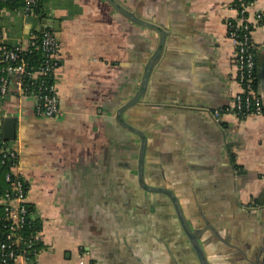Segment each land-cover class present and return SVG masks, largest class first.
Instances as JSON below:
<instances>
[{
	"label": "crops",
	"instance_id": "obj_1",
	"mask_svg": "<svg viewBox=\"0 0 264 264\" xmlns=\"http://www.w3.org/2000/svg\"><path fill=\"white\" fill-rule=\"evenodd\" d=\"M117 1L165 31L143 96L122 112L146 137L143 179L182 188L193 201L195 192H214L210 203L220 199L229 214L232 208L225 219L262 232L264 26H255L251 35L262 113L215 119L212 111L231 104L240 92L227 32V23L237 17L233 0ZM40 2V20L0 14L9 44L27 45L32 29L48 27L61 50L54 79L59 116L37 115L32 99L8 95L1 101L6 117L0 134L3 119L13 118L15 139L9 145L18 154L26 202L41 222L34 261L18 264H161L158 251H142L135 235L130 239L122 231L130 220L117 212L128 213L129 204L110 203L111 192L120 194L122 186L127 192L129 181L138 189L140 138L118 124L115 114L139 88L159 33L106 0ZM263 8L264 0H253L249 19ZM169 249L163 260L175 264Z\"/></svg>",
	"mask_w": 264,
	"mask_h": 264
},
{
	"label": "built area",
	"instance_id": "obj_2",
	"mask_svg": "<svg viewBox=\"0 0 264 264\" xmlns=\"http://www.w3.org/2000/svg\"><path fill=\"white\" fill-rule=\"evenodd\" d=\"M235 1L241 4L239 8L234 7L237 10V17L227 23V32L235 47L234 61L240 92L234 96L231 104L212 111L215 119L224 115L246 117L262 113L261 99L255 89L256 50L251 35L255 26H264V8L256 11L251 21L248 15L251 3L244 5L243 0ZM40 3V0H22V7L13 10L0 9V14L10 13L24 18L32 16L40 20L42 18L39 12ZM34 51H39L42 57L38 66L29 64L26 57ZM60 53L59 42L48 27L38 31L32 29L28 34L27 45H23L21 40L9 44L4 31L0 28V121L6 117L1 101L8 95L32 99L35 113L39 116L60 115L59 94L54 80L60 65ZM7 160L9 168L5 174V181L8 182V187L0 196V205L4 212V227L8 232L0 242V249L3 264H8L9 261L18 264L19 261L28 262L25 250L31 248L35 241H39V232L26 239L18 234V230L31 223L35 215L25 207L26 189L18 169V154L1 135L0 164ZM83 263L80 260V264Z\"/></svg>",
	"mask_w": 264,
	"mask_h": 264
},
{
	"label": "flooded vegetation",
	"instance_id": "obj_3",
	"mask_svg": "<svg viewBox=\"0 0 264 264\" xmlns=\"http://www.w3.org/2000/svg\"><path fill=\"white\" fill-rule=\"evenodd\" d=\"M138 162L139 161L137 160V165L135 167L137 170L138 188L141 191L149 192L141 186V181L139 180L138 175ZM153 178L158 179L159 177ZM143 183L147 186L168 188V186L159 183L158 181L150 182L143 179ZM172 191L178 196L182 213L190 228L195 232L208 264H264V230L259 232V230H255L250 226H241V228L236 226L232 229L228 228V222L230 223V221L225 219V216L214 215L217 212L214 210L217 208L221 209L223 203H208L209 201H212V197L216 195L214 192H195L193 195L195 201H193L191 198V192H182L183 195H187L184 199V197L181 196L180 191ZM114 193L116 198L120 195L113 190L111 196H114ZM126 193H128V191ZM150 193L157 196L156 198L163 195L168 200V203H166L167 205H165V207L168 206V213L163 214L162 216L170 220V232L165 234V238H169L170 236V240L168 242L167 239L161 240L165 241L167 244L169 243V250L176 255L175 264H180V261L182 260L180 256L182 253L187 261H193L196 264H200L195 251L189 243L188 237L184 234L181 228V224L171 199L163 192ZM157 201L159 200L157 199ZM212 228H214L217 233L213 232ZM177 237H181L178 243L181 244L182 247L179 249H176L174 246L176 245ZM164 249H167V247ZM180 250L182 253L179 252ZM159 258L163 260L165 256L161 253ZM171 261V263H173L174 260Z\"/></svg>",
	"mask_w": 264,
	"mask_h": 264
},
{
	"label": "rangeland",
	"instance_id": "obj_4",
	"mask_svg": "<svg viewBox=\"0 0 264 264\" xmlns=\"http://www.w3.org/2000/svg\"><path fill=\"white\" fill-rule=\"evenodd\" d=\"M19 21H21L20 17L18 16ZM17 21V22H19ZM19 24V23H18ZM152 162V161H150ZM155 163L158 162L159 165H163V162L160 163V160H155ZM180 186V185H179ZM128 187V193L124 191V188L122 186L120 192V195L116 198V195L114 193V196H110V203H122L121 206L124 207L126 206L125 203H128V213L124 214V212L121 214V211L117 213H120L122 215V219L125 220L128 218L130 220L127 224L125 223L123 225L122 231L128 235V237L131 239L133 238L132 235H135L137 238L136 245L139 247H143L142 251L147 250H158V252L161 254L164 252V248L170 246L169 244L165 243V241H162L161 239L159 240L157 237H161V232H170L169 230V225H170V220L167 219L166 217H163V214H167V205L168 200L165 196L161 195L154 196L150 192H145L141 191L139 188L136 189L135 185H130V181L127 184ZM182 187V186H180ZM181 189V196L187 197V195H183L182 188ZM157 199L159 201H157ZM187 199V198H186ZM116 205V204H115ZM153 207V212L149 211L150 207ZM125 208V207H124ZM123 208V210H124ZM230 208V206H228ZM232 208L228 209L229 213H226L225 210L222 208L221 209H216L214 211H217L216 214L214 215H219V216H230ZM213 215V216H214ZM117 217V216H115ZM240 221V219H237ZM238 221V222H239ZM122 227V226H121ZM166 228L165 229L163 228ZM236 225H231V222H228V228H234ZM164 229V230H163ZM118 228L114 227L113 231L118 232ZM135 242L132 241V243L135 245ZM166 260V259H165ZM165 260H161L164 262H160L161 264H167Z\"/></svg>",
	"mask_w": 264,
	"mask_h": 264
},
{
	"label": "water",
	"instance_id": "obj_5",
	"mask_svg": "<svg viewBox=\"0 0 264 264\" xmlns=\"http://www.w3.org/2000/svg\"><path fill=\"white\" fill-rule=\"evenodd\" d=\"M114 9H116L118 12L123 14L125 17L130 19L131 21L138 23L140 25H143L145 27H151L158 31L159 33V43L151 55V57L147 60V62L144 65L143 70V76L139 85V88L137 91L130 97L126 102H124L122 105H120L116 111L115 114V120L118 124H120L122 127H124L129 132H132L139 136L140 138V145H139V153H138V175L139 180L141 181V186L145 188L149 192H163L171 199L173 206L175 208L177 217L179 219V222L181 224V228L184 232V234L188 237L189 243L192 247V249L195 251L198 260L200 264H208L207 259L204 255L203 249L201 245L199 244L197 237L195 235V232L190 228L189 224L187 223L180 204L178 196L174 193V191L168 189V188H160V187H153V186H147L143 183V163H144V156H145V150H146V137L143 131L139 128H136L135 126L131 125L129 122H127L123 116L122 112L131 108L136 102L139 101V99L143 96V93L145 91V87L148 82V78L151 72V69L158 58V56L161 53L162 49V43L165 36V31L161 29L160 27L154 25L151 21L144 19L138 15H136L133 11L125 8L122 6L117 0H106ZM1 124V121H0ZM3 125V138L7 141H12L15 139V120L11 117H7L3 119L2 121ZM212 231L215 232V229L212 228ZM217 233V232H215Z\"/></svg>",
	"mask_w": 264,
	"mask_h": 264
},
{
	"label": "trees",
	"instance_id": "obj_6",
	"mask_svg": "<svg viewBox=\"0 0 264 264\" xmlns=\"http://www.w3.org/2000/svg\"><path fill=\"white\" fill-rule=\"evenodd\" d=\"M253 0H243V4H250L252 3ZM240 4L241 3H238L237 1H233V7H240ZM22 7V0H12V1H9V0H5L4 2H2L0 0V9H9V10H13V9H16V8H20ZM27 60L29 62V64H33L35 66H38L40 61L42 60V57H41V54L39 51H34L32 52L31 54H27ZM1 136V134H0ZM8 168H9V162L8 160L5 161L4 163L0 164V196L2 195V193L4 192V190L8 187V182L5 181V174L6 172L8 171ZM26 189V187H25ZM219 201V203H221L220 199H217ZM201 203V202H200ZM210 203V201L208 202ZM212 203H216L215 202H212ZM25 207L27 209V211L31 212L34 214V208L28 204L27 202L25 203ZM3 216H4V212H3V208L2 206L0 205V242L4 239L6 233L8 232L7 228L4 227L5 226V221L3 219ZM7 224V222H6ZM166 231V228L163 227ZM41 229V222L38 218H34V220L29 223V224H25L23 226V228H21L20 230H18V234L24 236V238L26 239L28 236L30 235H34L36 233H38ZM163 229V230H164ZM169 230H170V227H169ZM165 234H168V232H162L161 233V237L164 238V239H167L168 241L170 240V236L169 238H165ZM181 237H177V242H176V245H174L176 247V249H179L181 248V244L178 243V241H180ZM41 248V245H40V242L39 241H35L34 242V245L29 248V249H26L25 252H26V257L28 259V262H31V261H34L35 257H36V254L38 253V251L40 250ZM178 252V251H177ZM180 253H182V251L180 250L179 251ZM180 258L182 259L180 261V264H196L195 262H191V261H187L185 259V256L182 255L180 256ZM3 257H2V251L0 249V264H3V261H2ZM8 264H14L12 262H8Z\"/></svg>",
	"mask_w": 264,
	"mask_h": 264
}]
</instances>
